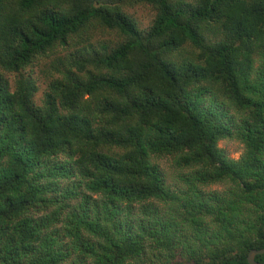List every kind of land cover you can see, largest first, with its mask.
Wrapping results in <instances>:
<instances>
[{
	"label": "trees",
	"instance_id": "obj_1",
	"mask_svg": "<svg viewBox=\"0 0 264 264\" xmlns=\"http://www.w3.org/2000/svg\"><path fill=\"white\" fill-rule=\"evenodd\" d=\"M261 249L264 0H0V264Z\"/></svg>",
	"mask_w": 264,
	"mask_h": 264
},
{
	"label": "rangeland",
	"instance_id": "obj_2",
	"mask_svg": "<svg viewBox=\"0 0 264 264\" xmlns=\"http://www.w3.org/2000/svg\"><path fill=\"white\" fill-rule=\"evenodd\" d=\"M148 11H144L143 13L139 12V9L136 11V15L138 14L139 17L144 20V21H148L147 20V16L152 15L151 12ZM147 15L145 16L144 15ZM44 63V62H43ZM43 63L41 64V66H36L33 68V72H34V76L37 77L38 79H40V92L38 93L37 96V101L40 102V100L43 97V93L46 89V78L44 76V74H42V70H43ZM9 77L8 79L12 82L13 84V77L14 76H7ZM219 148L222 149L229 158L233 159V160H239L243 154H244V146L243 144H241L238 141H233V140H223L221 142H219ZM161 167L163 168V170L165 171V173L168 176L169 181H172V178L174 176V169L173 166L170 162V160H163L161 161ZM224 190V186L222 185H213L207 188V191H218V192H222Z\"/></svg>",
	"mask_w": 264,
	"mask_h": 264
},
{
	"label": "water",
	"instance_id": "obj_3",
	"mask_svg": "<svg viewBox=\"0 0 264 264\" xmlns=\"http://www.w3.org/2000/svg\"><path fill=\"white\" fill-rule=\"evenodd\" d=\"M258 255H264V249L251 251L248 257L249 264H263L256 261Z\"/></svg>",
	"mask_w": 264,
	"mask_h": 264
}]
</instances>
